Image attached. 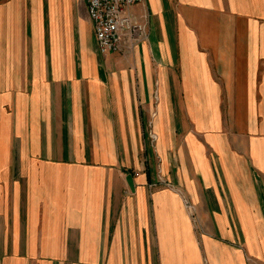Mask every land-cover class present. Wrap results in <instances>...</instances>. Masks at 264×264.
<instances>
[{
  "label": "crops",
  "instance_id": "1",
  "mask_svg": "<svg viewBox=\"0 0 264 264\" xmlns=\"http://www.w3.org/2000/svg\"><path fill=\"white\" fill-rule=\"evenodd\" d=\"M134 11L0 0V264H264V0Z\"/></svg>",
  "mask_w": 264,
  "mask_h": 264
},
{
  "label": "built area",
  "instance_id": "2",
  "mask_svg": "<svg viewBox=\"0 0 264 264\" xmlns=\"http://www.w3.org/2000/svg\"><path fill=\"white\" fill-rule=\"evenodd\" d=\"M94 28V35L101 53H133L148 37V14L135 13L134 7L145 0H86ZM154 137V134H152ZM157 183L170 185L168 180ZM157 183H153V187ZM193 214V205L186 199Z\"/></svg>",
  "mask_w": 264,
  "mask_h": 264
},
{
  "label": "water",
  "instance_id": "3",
  "mask_svg": "<svg viewBox=\"0 0 264 264\" xmlns=\"http://www.w3.org/2000/svg\"><path fill=\"white\" fill-rule=\"evenodd\" d=\"M127 180L129 182L131 188H134V182H133V179H132V175L131 174L128 175Z\"/></svg>",
  "mask_w": 264,
  "mask_h": 264
},
{
  "label": "rangeland",
  "instance_id": "4",
  "mask_svg": "<svg viewBox=\"0 0 264 264\" xmlns=\"http://www.w3.org/2000/svg\"><path fill=\"white\" fill-rule=\"evenodd\" d=\"M137 48V47H136ZM136 50V49H135Z\"/></svg>",
  "mask_w": 264,
  "mask_h": 264
}]
</instances>
